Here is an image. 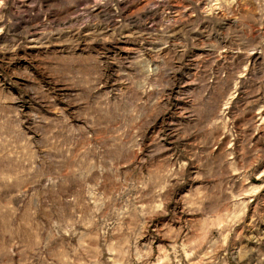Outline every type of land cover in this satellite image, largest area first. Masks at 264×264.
Masks as SVG:
<instances>
[{"label": "rangeland", "instance_id": "obj_1", "mask_svg": "<svg viewBox=\"0 0 264 264\" xmlns=\"http://www.w3.org/2000/svg\"><path fill=\"white\" fill-rule=\"evenodd\" d=\"M0 264H264V0H0Z\"/></svg>", "mask_w": 264, "mask_h": 264}]
</instances>
